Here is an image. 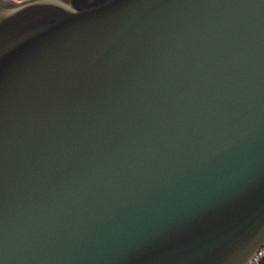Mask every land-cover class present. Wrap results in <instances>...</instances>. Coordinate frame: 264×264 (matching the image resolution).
Returning <instances> with one entry per match:
<instances>
[{
  "label": "water",
  "instance_id": "water-1",
  "mask_svg": "<svg viewBox=\"0 0 264 264\" xmlns=\"http://www.w3.org/2000/svg\"><path fill=\"white\" fill-rule=\"evenodd\" d=\"M263 247L264 0H0V264Z\"/></svg>",
  "mask_w": 264,
  "mask_h": 264
},
{
  "label": "built area",
  "instance_id": "built-area-1",
  "mask_svg": "<svg viewBox=\"0 0 264 264\" xmlns=\"http://www.w3.org/2000/svg\"><path fill=\"white\" fill-rule=\"evenodd\" d=\"M263 259H264V247L257 253V255L250 262V264H260V262Z\"/></svg>",
  "mask_w": 264,
  "mask_h": 264
},
{
  "label": "trees",
  "instance_id": "trees-1",
  "mask_svg": "<svg viewBox=\"0 0 264 264\" xmlns=\"http://www.w3.org/2000/svg\"><path fill=\"white\" fill-rule=\"evenodd\" d=\"M260 264H264V259L260 262Z\"/></svg>",
  "mask_w": 264,
  "mask_h": 264
}]
</instances>
